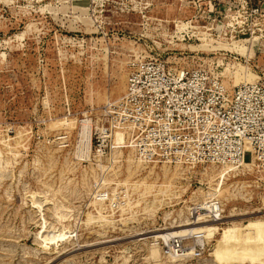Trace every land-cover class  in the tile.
<instances>
[{
    "label": "rangeland",
    "instance_id": "374dc122",
    "mask_svg": "<svg viewBox=\"0 0 264 264\" xmlns=\"http://www.w3.org/2000/svg\"><path fill=\"white\" fill-rule=\"evenodd\" d=\"M215 6V20L191 21L213 26L208 34L175 29L192 18L188 0H0V264H264L263 240L227 234L264 221V167L144 163L116 126L95 153L131 57L218 62L229 88L264 68V0ZM142 12L168 20L165 28H143ZM96 187L120 189L131 203L104 208L91 197ZM207 197L221 201V220L186 232L200 246L193 253L165 255L151 236L193 226L173 220Z\"/></svg>",
    "mask_w": 264,
    "mask_h": 264
},
{
    "label": "built area",
    "instance_id": "2783aa9c",
    "mask_svg": "<svg viewBox=\"0 0 264 264\" xmlns=\"http://www.w3.org/2000/svg\"><path fill=\"white\" fill-rule=\"evenodd\" d=\"M218 1L224 0H190L196 9L194 15L182 23H189L186 27L176 19L175 29L197 30L200 27L211 34L213 26L191 21L215 20L221 15L219 6H215ZM204 4L210 6L206 8ZM141 17L143 28L150 24L165 28L168 21L147 12H142ZM254 31L236 30L242 35ZM259 36L264 40V30H259ZM219 66L218 62L206 64L203 61L192 67H177L159 55L128 59L125 90L106 108L105 123L109 127L102 124L94 136L97 156L111 145L110 127L116 126L129 135V146L144 163L239 166L245 150L249 149L254 166L264 167V68L254 69L253 79L243 78L229 88L218 71ZM91 197L115 213L129 202L124 191H111L106 187H96ZM186 207L184 218L173 220L176 225L218 222L222 218V204L215 197L194 200ZM194 238L190 234H172L154 241L165 255L180 257L200 247ZM191 241H194L193 246H190Z\"/></svg>",
    "mask_w": 264,
    "mask_h": 264
},
{
    "label": "bare ground",
    "instance_id": "6f19581e",
    "mask_svg": "<svg viewBox=\"0 0 264 264\" xmlns=\"http://www.w3.org/2000/svg\"><path fill=\"white\" fill-rule=\"evenodd\" d=\"M245 79H253L254 76H252L251 78H248V77H244ZM119 133V132H117ZM116 133V135H117ZM121 134V132H120ZM122 136V137H121ZM121 139L123 138V135L121 134L120 135ZM119 135L117 137V142H120L121 139ZM116 138V137H115ZM120 140V141H119ZM252 155H251V152L249 149H246L245 152H244V155H243V158H242V161H241V165H244V166H249L252 165ZM234 167H229V166H225L223 168V170L226 169V172H229L230 170H232ZM171 178V177H170ZM168 182V181H167ZM138 185V184H137ZM140 185V184H139ZM168 185V184H167ZM134 187V186H133ZM150 188V187H149ZM150 190V189H148ZM164 192V191H163ZM162 194V193H161ZM174 195V193H173ZM131 203V202H128V204ZM204 221H199V222H196V223H192L194 224L193 226H190V227H184V228H181L178 231V233L182 234V233H185L186 232H197V231H202V230H210V229H214L215 227H213V223H202ZM207 222V221H206ZM202 223V224H201ZM188 224V223H187ZM240 224V223H239ZM186 225L185 223L183 225H179V226H184ZM235 228V229H234ZM42 230V229H41ZM174 232H166L164 234H162L161 236L159 234H155L153 236H151L152 238L154 237H162L163 239H166L168 236L172 235ZM62 234V233H61ZM227 234L229 237H234V238H238V239H242V240H254L255 242L258 241V239H261L264 241V221H255V222H251L249 221L247 224L243 225V226H238L236 224H233V227L232 229L231 228H227ZM57 236H52V237H48V239H58L60 237V233L59 235L56 234ZM43 236V235H42ZM47 238V237H46ZM45 238V239H46ZM61 238V237H60ZM63 239V238H62ZM199 239V238H198ZM257 239V240H256ZM200 240V239H199ZM55 241V240H54ZM153 246V245H152ZM151 248V253L152 254L151 256L152 257H158L157 255L159 254V247L157 248V246H153V247H150ZM160 255V254H159Z\"/></svg>",
    "mask_w": 264,
    "mask_h": 264
},
{
    "label": "crops",
    "instance_id": "0c3cea01",
    "mask_svg": "<svg viewBox=\"0 0 264 264\" xmlns=\"http://www.w3.org/2000/svg\"><path fill=\"white\" fill-rule=\"evenodd\" d=\"M189 1H190V0H188V3H189ZM204 1H206V2H207V0H204ZM208 1H209V0H208ZM215 2H216V0H215ZM192 7H193V5H192ZM195 11H196V9L193 7V11H192L193 13H192V15H191V16H193V15H194Z\"/></svg>",
    "mask_w": 264,
    "mask_h": 264
}]
</instances>
